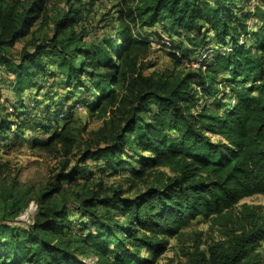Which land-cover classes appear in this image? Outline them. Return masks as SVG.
I'll return each instance as SVG.
<instances>
[{"label":"trees","instance_id":"trees-1","mask_svg":"<svg viewBox=\"0 0 264 264\" xmlns=\"http://www.w3.org/2000/svg\"><path fill=\"white\" fill-rule=\"evenodd\" d=\"M120 1L116 23L87 40L80 25L93 1L67 0L51 19L53 33L41 37L35 28L50 21L46 0H0V141L58 146L63 156L35 196L32 223L17 220L31 202L26 194L16 184L4 192L0 264H159L191 220L264 195V0ZM157 26L176 66L201 51L211 57L198 69L146 73L152 39L142 32L157 35ZM78 105L103 120L87 137ZM88 161L128 172L130 189L105 187ZM80 179L75 208L83 220L74 222L69 202L57 198ZM250 214L249 229L207 251L198 241L183 264H261L264 220Z\"/></svg>","mask_w":264,"mask_h":264},{"label":"rangeland","instance_id":"rangeland-1","mask_svg":"<svg viewBox=\"0 0 264 264\" xmlns=\"http://www.w3.org/2000/svg\"><path fill=\"white\" fill-rule=\"evenodd\" d=\"M86 3L93 1L90 12L84 13V19L80 27L84 28L87 33V40L101 37L106 33V24L109 20L114 19L116 23V5L120 0H83ZM46 13L50 19L49 22L40 19L36 25L35 30L38 35L52 34L54 20L61 13L67 11V0H46ZM254 3V0H253ZM253 8V5H249ZM254 19L250 20L252 23ZM155 31L157 35H151L152 32L148 29L143 30V35L154 40L157 37V45L152 47L151 53L147 61L152 63V67L146 70V73H163L174 72L179 73L186 70L188 62L183 65L176 66V62L171 57V49L162 47V34L166 36L167 33L161 31V27L157 26ZM159 33V34H158ZM168 36V35H167ZM159 38V39H158ZM25 39L21 40L14 49L15 56H19V51L24 45ZM160 43V44H159ZM215 48V46H213ZM204 51L199 52V55L204 54ZM198 55V56H199ZM196 61V60H193ZM7 93V92H6ZM75 118L78 123L83 126L87 125L88 136L89 131L97 130L103 125V120L90 116L86 108L77 110ZM25 135H28L27 132ZM63 156L60 154L59 147L49 150H42L34 147V143L30 140L18 142L11 147L4 146V142L0 141V165L3 166V174L0 177V213L1 208L7 202L4 199V192L9 191L15 184L16 191H21L26 194L25 199L31 200L29 207L26 208L18 217L17 220L32 223L33 218L37 212L38 205L34 200L36 194L41 191L48 182L53 178L55 173L60 169ZM89 166L95 173V179L103 180L104 186L123 184L125 189H130L131 184L124 180L123 176L129 175L128 172L112 174V171H103V164L94 161H88ZM128 169H130L128 167ZM170 173L169 169H164ZM130 172V170H129ZM153 178L146 181L138 182L135 189L129 192L128 196L135 195L138 191H143L148 186ZM84 180L80 179L72 185L65 183V190L58 196L57 201H68L70 206V216L73 217L74 222L82 221L83 217L75 208L81 204V195L83 192ZM250 212L255 213L257 220H264V195L257 194L246 197L241 200L231 211L226 215L214 218L198 217L189 222V224L181 230V233L170 239V245L167 250L161 254L158 259L159 264H183L187 261V253L192 251L200 242V248L207 251L214 243L222 240H228L234 234H240L244 229L251 227V219L254 218ZM257 252L260 257L261 264H264V241L258 247ZM146 255V254H145Z\"/></svg>","mask_w":264,"mask_h":264},{"label":"built area","instance_id":"built-area-1","mask_svg":"<svg viewBox=\"0 0 264 264\" xmlns=\"http://www.w3.org/2000/svg\"><path fill=\"white\" fill-rule=\"evenodd\" d=\"M151 45H152V47H155L157 45V40H152L151 41ZM161 45H162V47L165 46L166 48H170L171 42L169 41V39L164 38V39L161 40ZM207 57H211L209 51L205 52L202 55H199V58L196 59V61H192L190 64H188V66L190 65L191 67L197 68V69L201 68V61L204 60V58H207ZM76 108H77V110H82V109H84V106L78 105Z\"/></svg>","mask_w":264,"mask_h":264},{"label":"crops","instance_id":"crops-1","mask_svg":"<svg viewBox=\"0 0 264 264\" xmlns=\"http://www.w3.org/2000/svg\"><path fill=\"white\" fill-rule=\"evenodd\" d=\"M7 92V93H6ZM3 94H4V96L5 97H8V98H10V99H12V97H14V95H13V93L12 92H10L9 90H7V89H4L3 90ZM29 133L30 132H27V134L29 135ZM37 134H39V133H37ZM33 136V135H32ZM30 137L31 136H29L28 137V139H30ZM46 137V135H44V134H41V138H45ZM24 141V140H23ZM22 142V141H21ZM18 143V142H17Z\"/></svg>","mask_w":264,"mask_h":264}]
</instances>
